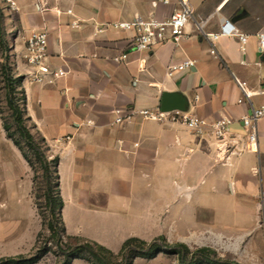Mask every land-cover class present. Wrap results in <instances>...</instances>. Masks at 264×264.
<instances>
[{"label":"crops","instance_id":"0c3cea01","mask_svg":"<svg viewBox=\"0 0 264 264\" xmlns=\"http://www.w3.org/2000/svg\"><path fill=\"white\" fill-rule=\"evenodd\" d=\"M14 1L16 10H5L15 18L17 39L46 29L48 62L66 71L54 83L25 84L27 115L61 151L58 173L61 187L68 185L61 189L65 234L121 242L134 237L137 223H149L168 208L178 214L182 202L190 201L192 216L222 217L224 225L252 232L251 240L264 251V117L257 122V152L240 149L245 132L239 123L264 103L258 93L264 86V0ZM182 1L191 6L192 18L176 43L135 51L130 48L134 31L108 26L136 14L165 20ZM224 18L247 36L245 44L236 37L205 35L217 32ZM122 54L126 59L116 62ZM186 60L193 63L190 70L168 75L169 66ZM129 106L209 121L228 118L234 139L198 136L179 122L138 113L113 124L112 110ZM1 145L0 162L15 167L0 169V185L4 178L20 179L17 163H27L14 143ZM11 191L12 200H22L21 185ZM69 200L107 237L68 224L63 214Z\"/></svg>","mask_w":264,"mask_h":264},{"label":"rangeland","instance_id":"374dc122","mask_svg":"<svg viewBox=\"0 0 264 264\" xmlns=\"http://www.w3.org/2000/svg\"><path fill=\"white\" fill-rule=\"evenodd\" d=\"M0 13L3 17L1 37H4L8 44V52L0 45V67L5 62V55L7 54L11 72L15 76H23V81L15 90L14 96L20 108L24 109L22 92H25V84L32 82L24 76L25 62L21 47L23 39H17L18 27L12 26L15 21L13 15L7 13L1 7ZM7 17H10V21L8 22L6 20ZM5 94L6 91L0 68L1 146L14 143L8 138L2 126L1 117H3L6 123L11 125V131L15 129ZM23 113L26 114L27 112L23 111ZM25 124L33 135L35 142L40 145L46 160L50 162L55 156H58L60 161L61 151L52 142L46 141L45 137L39 133L36 125L31 120H26ZM14 138L19 141L33 166L30 168L28 163L20 160L17 163L18 168L16 169L21 168V178H17L16 182H9V180L4 178L3 184L0 185V258L17 256L29 258L35 255L37 250L50 237L51 234L47 223L52 219V216L45 204L46 182L40 162L35 158L33 152L19 133H15ZM8 166L15 167L14 164L0 162V169L2 171ZM51 171H54V169H51ZM51 182H54L53 185L56 183L54 174L51 176ZM15 185L16 187H20L21 185L23 197L21 201L11 199L13 193L11 190H13ZM59 187L62 196L61 189L64 188V191H67L68 185L64 182L61 187L60 182ZM66 202L67 205L63 216L68 224L73 221L71 225L80 227L82 231H86L88 234L100 236L102 239L107 237V234L102 229L100 230L98 225L91 223V220L84 216L81 217L80 214L75 212L76 209L72 201ZM189 205L190 201H183L179 213L177 212L178 214H175V211L170 212L168 208L164 211H159L158 215L151 216L149 223H137L136 226L134 225L133 236L147 242L162 236L168 244L184 243L191 251L208 248L214 253L212 256L216 259L227 260L237 264H264V251L254 241L256 239L251 240L254 236L252 232H244L239 226L224 225V218L222 217L207 218L192 216ZM63 240L70 246H75L84 241L91 242L95 248L101 250L108 258L114 261L122 260V256L127 254L126 252L122 255L119 253L126 239L121 242L114 241V239L110 241L106 240L104 241L105 244H102L84 236L64 234ZM47 246L55 248V245L51 242H48ZM100 247H104L105 249L102 250ZM75 259L80 261L79 264H92V260L87 253ZM63 260L62 254L56 255L54 252H48L35 264H61ZM123 262L124 264H181L176 254L166 253L165 251L158 252L153 258L135 257L131 261L124 259ZM201 262L199 264H208L206 261ZM75 264H78V262Z\"/></svg>","mask_w":264,"mask_h":264},{"label":"built area","instance_id":"2783aa9c","mask_svg":"<svg viewBox=\"0 0 264 264\" xmlns=\"http://www.w3.org/2000/svg\"><path fill=\"white\" fill-rule=\"evenodd\" d=\"M162 2L167 3L168 0H163ZM0 7L8 11H14L16 10V3L14 0H0ZM191 18V6L188 2L182 1L180 8L165 20H160L154 16L145 17L141 14H136L131 20H119L108 24V26L116 30L134 31V35L130 41V48L135 51H146L168 42H178L180 38L186 35L185 28ZM106 27V25H103L99 31L103 32ZM205 35L212 40H216L221 36L236 37L241 45L245 44L247 40V36L241 34L233 22L225 18L220 23L217 32ZM260 43L261 45L264 44L263 35L260 36ZM126 56V54H122L121 57H117L114 60L119 62L126 59ZM23 58L25 62L24 76L32 83H54L58 78L66 75L64 69L53 67L48 62V32L46 29L31 30L23 38ZM192 66L193 63L189 60L179 64H173L168 68V75L172 76L176 73L190 70ZM238 84L242 89L244 97L250 98V95L245 91V84L239 81ZM258 93L264 95V86L258 90ZM197 99L198 96H195V100ZM242 100L240 99L239 102ZM135 113L140 114L144 118L158 121L168 120L170 122H179L198 136L212 137L219 141L234 139L233 132L231 131L232 120L223 117L209 121L193 114H181L179 111L166 114L167 112L160 110L157 113H152L145 109L135 112L132 106L124 109L116 108L112 110V123L122 124L129 121ZM263 117L264 103L258 107H253L249 114L240 118L239 123L245 132L244 140L240 146L241 150L257 152V122ZM231 145L236 147L237 142L231 141Z\"/></svg>","mask_w":264,"mask_h":264},{"label":"trees","instance_id":"16d2710c","mask_svg":"<svg viewBox=\"0 0 264 264\" xmlns=\"http://www.w3.org/2000/svg\"><path fill=\"white\" fill-rule=\"evenodd\" d=\"M2 23L3 17L0 13V45H2L5 51L8 52L7 41L4 37H1V32L3 31ZM8 58L9 57L6 54L5 62L1 65L0 68L4 82V88L6 91L5 97L7 105L11 110L12 123L15 126V129L11 131V125L6 123L3 117H1L2 126L8 138H10L21 151L30 168H32L33 166L32 162L24 151L23 147L20 145L19 141L14 138L15 133L20 134L29 149L33 152L35 158L40 162L43 171V177L45 178L46 182V189L44 194L45 204L52 216V219L47 223V227L51 235L46 240V242H44V245L37 250V253L35 255L29 258L24 256L0 258V264H35L48 252H54L56 253V255H59V253L62 254L64 260L61 264H70L72 259L80 258L84 255V253H87L90 256L92 264H124V259L126 261H131L135 257L153 258L158 252L161 251L176 254L181 264H199L201 261H206L208 264H237L229 262L227 260L216 259L212 256L214 255V253H212L208 248H200L191 251L189 247L184 243L168 244L165 238L162 236L150 242L136 237H130L126 239L123 242L119 253L122 255L126 252L127 254L123 255L122 260L120 261H114L113 259L108 258L101 250L95 248V246L91 242L84 241L75 246H70L66 242H64L63 237L65 234V227L62 221V209L64 206V201L60 194L59 187V157L55 156L52 160H50V162H48L41 151L40 145L35 142L33 135L31 134L27 126H25V121L30 120V117L27 115V113H23V111L26 112L25 92H22L24 109L20 108L18 101L14 96L15 90L23 81V76H15L11 72V67L8 65ZM51 169H54V171H51ZM53 174L55 175L56 179V183L54 185V182H51V176ZM48 242L54 244L55 248L47 246ZM100 249L104 250L105 248L100 247Z\"/></svg>","mask_w":264,"mask_h":264}]
</instances>
